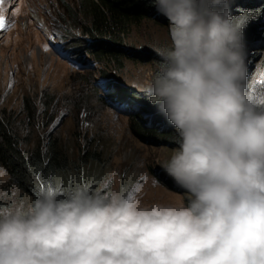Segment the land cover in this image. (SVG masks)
I'll use <instances>...</instances> for the list:
<instances>
[{
	"label": "clouds",
	"instance_id": "1",
	"mask_svg": "<svg viewBox=\"0 0 264 264\" xmlns=\"http://www.w3.org/2000/svg\"><path fill=\"white\" fill-rule=\"evenodd\" d=\"M149 3L170 43L140 90L178 133L161 167L184 196L146 204L109 180L55 179L0 207V264H264V102L246 91L228 0Z\"/></svg>",
	"mask_w": 264,
	"mask_h": 264
},
{
	"label": "rangeland",
	"instance_id": "2",
	"mask_svg": "<svg viewBox=\"0 0 264 264\" xmlns=\"http://www.w3.org/2000/svg\"><path fill=\"white\" fill-rule=\"evenodd\" d=\"M82 2L3 0L0 109L11 112L18 130L24 132L29 128L27 141L37 143L54 136L71 159L94 151L105 172L104 180L117 189L140 196L146 204L177 202L184 196L183 189L180 192L172 189L177 186L161 164L178 145L144 132L134 134L137 123L146 126L148 121L141 114L151 109L152 104L140 88L158 72L161 61L156 49L170 43L168 21L152 7L147 17L141 15L131 25L128 35L114 44L131 52L122 59L121 65L125 67L119 71L103 54L84 53L92 48L101 49L97 41L83 34L87 25L82 22L85 20ZM257 23L264 29V15ZM253 30L246 34L249 41H257L258 35L250 38ZM60 42L63 49L60 51L66 52V57L54 48ZM253 52L258 53L251 62L249 58L245 61L244 84L254 80L250 94L264 102V40ZM101 81L105 82L103 86ZM102 89L112 93L107 94L110 98L117 95L122 107L110 101ZM25 99L30 106L34 105V119L27 120L28 123ZM158 118L150 124L153 130L175 134V128L163 115L158 113ZM24 123L30 127H24ZM5 180L0 171L2 199L6 195Z\"/></svg>",
	"mask_w": 264,
	"mask_h": 264
},
{
	"label": "trees",
	"instance_id": "3",
	"mask_svg": "<svg viewBox=\"0 0 264 264\" xmlns=\"http://www.w3.org/2000/svg\"><path fill=\"white\" fill-rule=\"evenodd\" d=\"M82 7L84 9L82 14L85 18L82 22L87 25L83 34L91 36L90 40L97 41L96 43L101 49L97 51L92 48L93 52L91 50H85V52L103 54L108 61L121 68L125 67L121 65V61L131 52L116 47L114 44L122 41L128 35L129 28L132 24L137 23L141 15L147 17L148 11L152 12L149 0H83ZM228 8L233 20L239 21L245 16L249 17L247 22L242 25L241 32L245 61L249 58L251 62L255 54L258 53L253 52V49H259L261 41L264 40V29L257 23L264 15V0H228ZM252 28L254 30L250 38H255L258 35L257 41H253V39L249 41V36L246 35ZM253 81L251 84L248 81L245 85L250 96ZM23 103L25 105V121L28 123L27 120L34 119V105L30 106L27 99ZM153 106L151 105V109H145L146 112L141 114L148 121H146V126L140 122L137 123V130H133L134 134L141 135L140 133L144 132L178 145L176 143L177 131L175 134H166L160 132L158 128L153 130V127L150 126L152 122L159 119V112L152 109ZM131 119L133 118L131 117ZM16 122L17 120L11 112H7L3 108L0 109V171L6 176L3 184L6 195L3 199L0 198V207L34 198L39 189L49 185L55 179H60L65 183L80 180L99 183L104 180L105 172L101 170L94 151H87L76 159H71L56 137L42 138L41 142L37 143L27 141L29 128L22 132L21 129H17ZM27 123H24V127H30ZM172 189L181 191L178 187Z\"/></svg>",
	"mask_w": 264,
	"mask_h": 264
},
{
	"label": "snow or ice",
	"instance_id": "4",
	"mask_svg": "<svg viewBox=\"0 0 264 264\" xmlns=\"http://www.w3.org/2000/svg\"><path fill=\"white\" fill-rule=\"evenodd\" d=\"M3 3V0H0V4ZM249 19V17L245 16L243 19L237 21V20H234V22L236 23L237 27L239 28V30L241 31V27L244 23L247 22V20ZM4 26V17L3 16H0V28H2ZM101 85L103 86L105 82L101 81L100 82Z\"/></svg>",
	"mask_w": 264,
	"mask_h": 264
},
{
	"label": "water",
	"instance_id": "5",
	"mask_svg": "<svg viewBox=\"0 0 264 264\" xmlns=\"http://www.w3.org/2000/svg\"><path fill=\"white\" fill-rule=\"evenodd\" d=\"M110 99V101H112V102H116V101H118V100H114V99H112V98H109ZM117 103V102H116Z\"/></svg>",
	"mask_w": 264,
	"mask_h": 264
}]
</instances>
